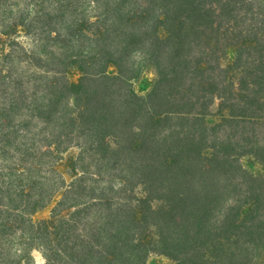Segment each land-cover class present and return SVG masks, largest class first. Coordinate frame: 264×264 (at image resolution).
Segmentation results:
<instances>
[{"label": "trees", "instance_id": "16d2710c", "mask_svg": "<svg viewBox=\"0 0 264 264\" xmlns=\"http://www.w3.org/2000/svg\"><path fill=\"white\" fill-rule=\"evenodd\" d=\"M33 251L264 264V0H0V264Z\"/></svg>", "mask_w": 264, "mask_h": 264}, {"label": "rangeland", "instance_id": "374dc122", "mask_svg": "<svg viewBox=\"0 0 264 264\" xmlns=\"http://www.w3.org/2000/svg\"><path fill=\"white\" fill-rule=\"evenodd\" d=\"M140 76L144 79L143 81L144 84L151 85L153 80L155 79V70L150 65L145 64ZM140 80L133 82V86L135 87V89H140V86L142 85L140 83ZM241 163L252 173H259L262 171L260 163L255 161L252 157L249 156L242 157ZM32 257L37 264L43 263V257L40 251H33ZM154 259H155V264H170V262H167L166 260H163L162 258H159L157 256L154 257Z\"/></svg>", "mask_w": 264, "mask_h": 264}]
</instances>
